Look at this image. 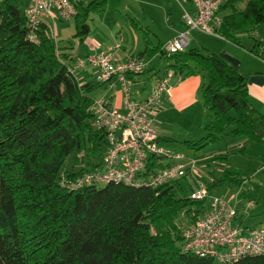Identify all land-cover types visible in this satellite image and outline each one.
Listing matches in <instances>:
<instances>
[{
  "label": "trees",
  "instance_id": "1",
  "mask_svg": "<svg viewBox=\"0 0 264 264\" xmlns=\"http://www.w3.org/2000/svg\"><path fill=\"white\" fill-rule=\"evenodd\" d=\"M241 1L228 0L217 10L229 9L217 33L235 42L264 23V0H246L239 9ZM22 3L0 0V264H217L182 249L183 227L175 220L186 213L192 223L206 208V199L189 196L194 185L188 179L155 189L108 183L69 191L59 185L72 153L88 155L87 167L99 162L104 133L90 123L92 93L106 82H79L47 25L30 39ZM73 4V37L81 44L89 15L106 0ZM143 32L145 48L136 56L160 53L168 60L166 72L181 77L192 75L193 65L205 73L201 101L212 119L203 136L183 140L188 148L201 149L225 135L264 143V112L251 106L243 73L205 48L166 54ZM245 179L224 170L206 181L207 189L241 186ZM234 264H264V255Z\"/></svg>",
  "mask_w": 264,
  "mask_h": 264
},
{
  "label": "built area",
  "instance_id": "2",
  "mask_svg": "<svg viewBox=\"0 0 264 264\" xmlns=\"http://www.w3.org/2000/svg\"><path fill=\"white\" fill-rule=\"evenodd\" d=\"M181 1L189 2L192 10L182 6L181 19L185 28L165 42L163 50L166 54L184 50L188 35L194 29L218 34L221 17L216 12L228 0ZM22 2L30 39L36 38L35 31L42 24L47 25L55 19L70 20L76 12L72 0ZM262 59L264 61V45ZM146 65V60L138 56L118 60L109 48L81 56L68 67L72 74L87 66L95 68V81L106 82L108 88L118 89L121 104L116 106L104 96L94 98L90 123L104 133L100 160L92 167L74 169L72 174L62 170L59 185L69 191L108 183L155 189L186 178L194 185L189 196L206 199V208L194 222L182 229L183 250L212 258L217 264H234L247 256L264 255V226L244 228L237 224L236 203L212 193L205 181L197 179V159L164 145L158 139L154 130L155 114L163 98L170 95L168 81L172 71L158 78L145 96L136 98L133 77L141 74Z\"/></svg>",
  "mask_w": 264,
  "mask_h": 264
},
{
  "label": "crops",
  "instance_id": "3",
  "mask_svg": "<svg viewBox=\"0 0 264 264\" xmlns=\"http://www.w3.org/2000/svg\"><path fill=\"white\" fill-rule=\"evenodd\" d=\"M72 1L88 2L84 0H72ZM107 1L108 0H106V4L103 7H101L98 11L104 10V8L107 6ZM245 1L246 0L239 2L237 4V7L239 9H242L245 5ZM187 9L192 10V6L189 4L187 6ZM228 12L229 9H221L216 12V15L218 17H222ZM93 14L94 13H91L89 15V19H88L89 32L85 40L81 44L79 43L76 37L72 38L73 40L67 39L65 41L61 36L60 30H57L56 28L55 31H53L54 33L52 37L48 34V31L50 29V24H56L57 22H61L63 20L55 19L47 24V35L55 42L59 52L62 54L61 55L62 58L67 62L69 66L77 58L81 56L101 50H107L109 48H112L113 55L118 60H123L130 56H136L139 52H142L145 48V38L143 34L144 30L146 31L147 37L153 46L156 45L158 42H160L162 43V48H163V45L166 42L160 39L156 41L152 36L149 35V33L147 32V28L141 25L140 22L136 19V17H133L128 14L125 15V19L129 23L130 25L129 27L123 28L120 25V23H118L117 21H112V23L109 25L108 29L110 30V33H112V36L109 39V41L106 42L105 46H103V43H101L100 41H98L93 37L87 40V37L91 31L90 20L92 19ZM130 18L135 20L138 23V25L142 28V30L136 29L129 20ZM71 20H73V18ZM180 22H181V28L178 29V31L176 30V34L182 32L185 28L183 21L180 20ZM73 33H74V29L70 31L71 37H73ZM246 34L252 36L254 38V42L253 43L248 42L249 45L247 44L242 45L240 39ZM206 35L207 38H204L202 40L197 36H193L192 38H189L186 48L188 47L205 48L217 54L225 61H227L235 70L243 73L246 79L247 93L251 106L259 110L260 112H264V61L262 59V46L264 45V23L255 27L252 30H249L244 34L238 35V39L236 42L226 39L219 34H214V35L206 34ZM157 56L163 57L165 59V66L163 70H160L159 68L157 69L155 68L156 63L154 60H157ZM142 58L146 60L147 65L144 72L141 73L142 75H144L141 85H139L135 89L133 88L134 96L136 98H142L143 96H145L149 91V89L154 85L156 80L160 78L162 75L166 74V65L168 64L167 58H165L160 53L155 54L151 58H147L146 56H142ZM193 66L195 67V72L192 75L181 77L172 73V75L170 76L168 81L170 85V95L163 98L161 106L155 114V121H154L155 125L157 124L156 123L157 119H159V121L161 119V122H163V119L169 116L173 118L178 117L177 119L180 120H189L191 118L194 119L197 117V119L201 121L202 116L206 115L205 114L206 111L203 108V106H201L200 103L201 91L203 85L206 83V76L205 73L202 70H200L197 66L195 65ZM96 72L97 71L95 70L94 80H95ZM75 78L79 82L87 81V79L82 75V73L80 74L79 77L75 75ZM149 81H150V85L147 86L146 83H148ZM136 84H138V78L137 76H134L133 87ZM111 90L112 92L107 96V98H110L113 104L119 106L121 104L120 91L118 89H111ZM208 117L207 120L211 121L212 116H208ZM156 134L158 135V137L163 136L158 134L157 132ZM166 137H170V136H166ZM236 138L238 137L225 135L222 139L219 140V142L216 143L217 147L213 149L212 151L213 153L207 155L200 154L201 158H196L197 161L199 162L200 160H203L205 161V163H209L211 159H213L214 157H219L221 161L224 159L226 160V155L231 150H240L243 152V155H246V151L249 149V147H251V144H249L248 142L249 140L240 138L241 139L239 140L240 142L236 144L235 140L234 142H232L233 140H231ZM221 161H219V163L217 164L220 167H221L220 165ZM221 170H223L222 167ZM212 180H213L212 178H208V181H212ZM239 187L240 186L224 184L211 190V192L214 194H218L217 192L220 191L218 195L226 197L231 202L236 203L235 222L237 224L241 225L244 228L256 227L258 225H250V224L243 225L242 223L243 219H239L240 214L245 213V211L242 209L243 204L238 202V197L242 194V190H238ZM252 202L253 201L248 200L247 206H251ZM259 219L264 221V212L261 213Z\"/></svg>",
  "mask_w": 264,
  "mask_h": 264
},
{
  "label": "rangeland",
  "instance_id": "4",
  "mask_svg": "<svg viewBox=\"0 0 264 264\" xmlns=\"http://www.w3.org/2000/svg\"><path fill=\"white\" fill-rule=\"evenodd\" d=\"M189 4V2H182L181 0H108L104 10H100L92 15L93 17L90 20L91 31L87 40L93 37L105 46L106 42H108L112 36V33H110L108 29L109 25L112 21H117L123 28L129 27L130 25L125 19V15L128 14L136 17L140 24L147 28L149 35L156 41L160 39L167 42L176 34V30L178 31V29L181 28L180 20H182V6L187 8ZM55 28L60 30L61 36L65 41L67 39L73 40L72 38L74 37H71L70 31L74 29V20L70 19V21L67 20L57 22L56 24H50L48 34L51 37L53 36ZM193 36H197L201 40L207 38L206 33L196 29L192 30L188 35L189 38ZM240 41L242 45H249L248 42L253 43L254 38L246 34L241 37ZM154 61L156 63V69H164L165 59L163 57L157 56V60ZM95 70V68L87 66L85 69L81 68V70H76L74 76L76 75L79 77L82 73L87 81H94ZM135 76L138 78V84L134 85V89L141 85L142 79L144 78L142 74H137ZM146 85L149 86L150 81L146 83ZM111 92L112 90L104 84L97 88L92 93V96L94 98L102 96L107 97ZM200 103L201 106H203L201 99ZM205 111L207 113L205 112L206 115L202 116L201 121H199L197 117L189 120H180L177 119L178 117L173 118L169 116L164 118L163 122H161V119L160 121L157 119V124L155 125L154 123L156 132L163 135L160 137L170 136L168 137L170 140H160V142L172 149L182 151L195 158H201L200 154L207 155L213 153L212 151L217 147L216 143L219 142V140L207 143L198 150L188 148L183 143V140H196L204 135V126L209 121L207 117L212 116L206 109ZM240 138L247 140L245 137H238L231 140H233L232 142L235 140L237 144L240 142ZM248 142L251 144V147L246 151V155H243V152L240 150H231L227 153L226 160L224 159L221 161L219 157H214L209 163H205L203 160L197 161V179L205 182L208 181V178L216 179L224 170H231L244 175L246 179L238 189L242 190V194L238 197V202L243 204L242 209L245 213L240 214L239 219H243V225L264 226V221L259 219L261 213L264 212V143H257L254 141ZM88 159H90L89 156L83 152L79 154L72 153L67 157L63 167L66 171L78 169L84 167ZM219 161H221L220 165L223 170L217 165ZM217 193L219 194L220 191ZM248 200L253 201L251 206H247ZM175 222L180 227L184 228L190 222V215L180 213Z\"/></svg>",
  "mask_w": 264,
  "mask_h": 264
}]
</instances>
